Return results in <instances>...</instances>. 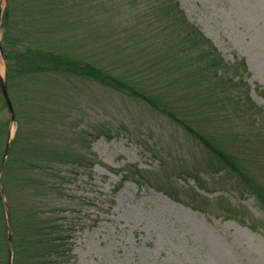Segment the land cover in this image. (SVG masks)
<instances>
[{"label":"trees","instance_id":"16d2710c","mask_svg":"<svg viewBox=\"0 0 264 264\" xmlns=\"http://www.w3.org/2000/svg\"><path fill=\"white\" fill-rule=\"evenodd\" d=\"M68 23L87 31V36L93 33L97 46L109 56L86 50L83 57L77 53L81 49L54 45L50 39L61 33L64 39ZM117 24H123L119 30ZM0 27L6 85L17 123L1 173L11 220L12 264H73L76 223L70 214L75 204L65 185L77 167L91 164L89 145L81 143L80 149L77 142L74 145L76 126L62 125L63 95H52L57 104L53 115L42 120L44 127L37 126L41 111L33 117L32 113L40 98L31 91L36 80L45 85L62 79L69 90L76 81H92L148 104L212 155L208 169L236 175L264 205L259 182L264 172V109L249 95L242 73L246 63L225 61L179 1L5 0ZM27 91L32 95L19 109ZM24 114L33 126L28 134ZM57 118L60 126L53 123ZM10 121L0 84V166ZM71 165L75 168L66 167ZM157 188L174 197L171 187ZM8 260L0 193V264Z\"/></svg>","mask_w":264,"mask_h":264},{"label":"rangeland","instance_id":"374dc122","mask_svg":"<svg viewBox=\"0 0 264 264\" xmlns=\"http://www.w3.org/2000/svg\"><path fill=\"white\" fill-rule=\"evenodd\" d=\"M177 1L225 61H245L249 95L264 109V0ZM65 26L64 39L62 33L50 39L54 45L81 49L83 57L86 50L103 54L93 33ZM3 69L0 58L1 74ZM36 82L31 91L40 98L32 113L41 111L37 126L53 115L57 92L63 95V127L71 122L79 131L75 147L89 145L91 164L77 167L65 185L75 204L73 264H264V205L236 175L208 169L212 155L185 129L148 104L92 81H76L70 90L62 79ZM26 116L28 134L33 126ZM16 127L15 121L12 134ZM158 185L171 187L174 197Z\"/></svg>","mask_w":264,"mask_h":264},{"label":"water","instance_id":"95a60500","mask_svg":"<svg viewBox=\"0 0 264 264\" xmlns=\"http://www.w3.org/2000/svg\"><path fill=\"white\" fill-rule=\"evenodd\" d=\"M1 14H2V6L0 7V21H1ZM0 57L4 61L3 73L0 76L1 90H2L3 96H4L5 100H6V103H7L8 107H9V110H10V113H11V123L13 124V122H14V113H13L12 104H11V101L9 99V95H8V92H7V86H6V80H5L6 62H5V59H4V55H3V50H2L1 44H0ZM12 138H13V135H12L11 130H10V133H9V136H8V139H7V142H6V146H5V149H4V154H3L1 166H0V176H1V171H2V169L4 167L7 155H8L9 150H10V146H11V143H12ZM0 193H1L2 201H3L5 217H6V225H7V240H8V248H9V261H8V264H12L13 248H12V233H11L10 213H9L7 202L5 200L4 192H3V189H2L1 178H0Z\"/></svg>","mask_w":264,"mask_h":264}]
</instances>
